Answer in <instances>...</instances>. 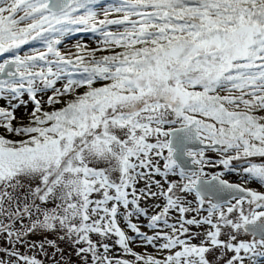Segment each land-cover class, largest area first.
<instances>
[{
    "label": "snow or ice",
    "instance_id": "snow-or-ice-1",
    "mask_svg": "<svg viewBox=\"0 0 264 264\" xmlns=\"http://www.w3.org/2000/svg\"><path fill=\"white\" fill-rule=\"evenodd\" d=\"M0 56V264H264V0H0Z\"/></svg>",
    "mask_w": 264,
    "mask_h": 264
},
{
    "label": "rangeland",
    "instance_id": "rangeland-1",
    "mask_svg": "<svg viewBox=\"0 0 264 264\" xmlns=\"http://www.w3.org/2000/svg\"><path fill=\"white\" fill-rule=\"evenodd\" d=\"M105 2H110V0H105ZM112 30L115 31L116 29L113 28ZM88 36L87 35H85L84 37H80L79 36L78 38L73 39L71 41L70 40L66 41V45L62 47V51H70V52L74 53L75 49L72 48V45L75 44L77 40H80L82 43L87 44L90 48L91 47H95L96 46V37L92 33L88 34ZM35 46L36 47H40L39 44H36ZM24 50L27 51L28 47H24ZM3 59L4 58L2 56H0V62H2ZM231 179L235 180L236 178L235 177H231ZM252 187H257V185H252Z\"/></svg>",
    "mask_w": 264,
    "mask_h": 264
},
{
    "label": "trees",
    "instance_id": "trees-1",
    "mask_svg": "<svg viewBox=\"0 0 264 264\" xmlns=\"http://www.w3.org/2000/svg\"><path fill=\"white\" fill-rule=\"evenodd\" d=\"M84 34V35H83ZM88 34H90V33H78V34H76V36H74L72 39H70V41L71 40H73V39H76V38H78L79 36L80 37H84L85 35H87L88 36ZM89 37V36H88ZM25 47H28V46H25ZM3 58H5V57H3Z\"/></svg>",
    "mask_w": 264,
    "mask_h": 264
}]
</instances>
